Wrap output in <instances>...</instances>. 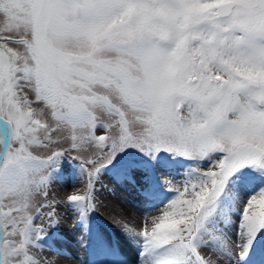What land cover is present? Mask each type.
<instances>
[{"label":"snow or ice","instance_id":"snow-or-ice-1","mask_svg":"<svg viewBox=\"0 0 264 264\" xmlns=\"http://www.w3.org/2000/svg\"><path fill=\"white\" fill-rule=\"evenodd\" d=\"M66 162L80 223L112 170L158 209L135 264H264V0H0V264H40Z\"/></svg>","mask_w":264,"mask_h":264},{"label":"bare ground","instance_id":"bare-ground-1","mask_svg":"<svg viewBox=\"0 0 264 264\" xmlns=\"http://www.w3.org/2000/svg\"><path fill=\"white\" fill-rule=\"evenodd\" d=\"M165 172L168 173L163 169H158V174L162 180H166ZM64 174L73 177V172H61L55 181L60 182ZM85 183L79 179H72L70 183H67V186L56 183L58 185H55L54 205L59 224L54 228H48V231L52 233L47 236L44 249H31L32 254L40 261V264H102V262L113 257L108 254L106 248L108 242L98 236L97 223L106 229L113 231L116 229L123 232L126 224L139 228L146 212L150 216L159 214L158 209L148 210L139 184L128 182L122 175L112 170L101 175L99 180V188L104 193L106 202L103 203L99 200L95 204L97 213L90 212L88 219L84 223H80L79 214L69 204H65L63 199L72 194L82 193ZM65 208L68 209L67 212H71L70 215H66ZM80 224L85 225L86 229L82 234L83 241L80 242V246H77L76 241L80 238L79 235H73V231L76 229L79 231ZM59 237L64 240L61 239L57 246L53 238ZM117 237L119 238V236ZM101 241L104 242L105 247L101 246ZM232 242V250L238 254L239 249L235 247V244L242 243V241H236L235 236H233ZM111 244L118 249L121 258L126 259L129 264H135L136 250L132 245ZM202 254L206 258H210L214 264H235L234 261H230L225 256L210 249L202 250Z\"/></svg>","mask_w":264,"mask_h":264},{"label":"rangeland","instance_id":"rangeland-1","mask_svg":"<svg viewBox=\"0 0 264 264\" xmlns=\"http://www.w3.org/2000/svg\"><path fill=\"white\" fill-rule=\"evenodd\" d=\"M64 147H67V143L65 142V144L63 145ZM46 154V153H45ZM71 155H75L76 153H70ZM206 167L207 166H205V169H206ZM174 168H178V166H174ZM180 171H183V169H179ZM67 171H70V173L71 172H73L72 171V169H71V165H69V164H67V162L65 163V166H64V170L62 171L63 173H66ZM165 177H166V180H171L172 182H173V186H176V187H182V185L180 184V180H181V177L180 176H171V175H169V172L168 173H166L165 172ZM70 178H71V180L73 179V177L72 176H70V175H68V174H64L63 175V177L61 178V180H60V182H56L55 180H54V183H52L49 187H48V198H47V201H45V199H44V196H43V194L42 193H36L35 194V196H34V201H35V203L37 204V205H39V204H43V203H46V202H54V194H55V189H56V187H55V185H58V184H60L61 185V183L64 185L65 184V186H67L68 184L67 183H70ZM86 182V181H85ZM56 183H58V184H56ZM104 193L100 190V188H99V183H97L96 184V191H95V204L99 201V200H101L103 203H104V201L106 202V198H105V196L103 195ZM64 203L66 204L67 203V201H66V197H64ZM68 204V203H67ZM52 209L51 208H44L43 209V212L44 213H47V212H49V211H51ZM55 211H56V208H55ZM64 211H65V213H66V215H70V211L69 212H67L68 211V209L67 208H65L64 209ZM94 212H96L95 210H94ZM97 213V212H96ZM44 219H45V224H44V226L47 228V216H45L44 217ZM67 221V220H66ZM37 223H40V221H37ZM135 225V224H134ZM80 227V230L78 231V229H76L75 231H73V235L75 234V235H79V240L78 241H76V244H77V246H80V242L81 241H83V239H82V234H83V232L85 231V225L83 226V224H80L79 225ZM97 227H98V229H97V233H98V236L99 237H102L104 240H106L107 242H111V243H114L115 245H127V244H129V245H132V242L130 241V240H127V238L125 237V235H124V233L123 232H119L118 230H109V229H106L105 227H103V225H101V224H98L97 223ZM118 234H117V233ZM50 233H52V232H49L48 231V235L50 236ZM109 234V235H108ZM115 235V236H114ZM107 236V237H106ZM113 236V237H112ZM117 236H119V238L117 237ZM54 239V241H55V244L58 246V243H60V240L62 239V240H64L62 237H59V238H53ZM125 239V240H124ZM129 242V243H128ZM123 245V246H124ZM67 256V255H66ZM69 256V255H68ZM70 257V256H69Z\"/></svg>","mask_w":264,"mask_h":264}]
</instances>
